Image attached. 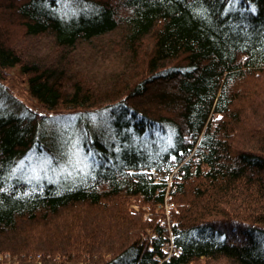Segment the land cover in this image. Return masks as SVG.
Segmentation results:
<instances>
[{"label": "trees", "instance_id": "trees-1", "mask_svg": "<svg viewBox=\"0 0 264 264\" xmlns=\"http://www.w3.org/2000/svg\"><path fill=\"white\" fill-rule=\"evenodd\" d=\"M0 91L10 264H159L171 229L162 264H264V0H0ZM67 118L87 165L11 175L30 149L66 159L72 135L47 124ZM180 163L163 224L148 170Z\"/></svg>", "mask_w": 264, "mask_h": 264}, {"label": "rangeland", "instance_id": "rangeland-1", "mask_svg": "<svg viewBox=\"0 0 264 264\" xmlns=\"http://www.w3.org/2000/svg\"><path fill=\"white\" fill-rule=\"evenodd\" d=\"M4 82L5 85L9 87L11 92L14 93V97L16 99L24 101L28 105H35L34 99L28 93L27 86H25L26 80L22 78V76L18 75V71L16 69L10 71V74L6 76ZM2 98L3 97L0 94V103ZM106 114V110H101L94 114H91L90 117L87 118L89 122L91 121L90 127L94 128V125H97L99 128H101V126H104V121L108 119ZM68 120L69 119L67 118L62 121V123H66L65 126H62V124H58L57 120H54L53 122L50 121V123L48 122L47 124L48 131H53L54 134H68L70 136L72 135L73 141L70 145L69 152L66 155L65 160H62L59 163L55 164L50 161L47 155L39 153L34 149H30L23 159H19L17 161L13 171L11 172V175H20L26 180H33L39 179L42 176H49L51 174L58 175L59 172H63L67 167L73 166L74 164H81L83 167H85L89 161L90 152L82 149L81 141L78 138L77 134L78 129L76 130L74 126L69 125L67 122L70 121ZM170 198L171 197H169V199ZM146 216L149 217L150 212H146ZM35 255L36 259L39 260V264H47V262L49 261H46V259L48 258L47 255L43 256L42 253H33V256ZM0 260H2L3 263L5 262L4 264H10L13 259L11 254L8 253L7 257L5 256L4 258H0ZM54 260L56 259H52V257L50 258L51 262H55ZM191 264H207V262L204 259H201L198 262H192Z\"/></svg>", "mask_w": 264, "mask_h": 264}, {"label": "built area", "instance_id": "built-area-1", "mask_svg": "<svg viewBox=\"0 0 264 264\" xmlns=\"http://www.w3.org/2000/svg\"><path fill=\"white\" fill-rule=\"evenodd\" d=\"M181 166L182 163L174 165L172 167H162L160 169L151 167L148 170V175L149 177H152L154 179L155 183L158 184H164L166 183V201L163 204H158L156 205V208L159 210L164 211V218L162 219L163 224L169 223L171 221L172 217V206L174 202L171 200L172 199V192L176 190L178 187V179L181 178ZM169 197H171L169 199ZM165 251H166V257L165 259H160V263L162 264L165 261H169L171 259V256L174 254H178L181 250L180 247L177 246L175 242V236L172 232V229L170 230L169 233V240L166 241L165 243ZM7 257V254H0V258ZM0 263H3L2 260H0ZM5 263V262H4ZM3 263V264H4Z\"/></svg>", "mask_w": 264, "mask_h": 264}, {"label": "bare ground", "instance_id": "bare-ground-1", "mask_svg": "<svg viewBox=\"0 0 264 264\" xmlns=\"http://www.w3.org/2000/svg\"><path fill=\"white\" fill-rule=\"evenodd\" d=\"M174 202V201H173ZM174 207H175V202H174V204H173V206H172V209H174Z\"/></svg>", "mask_w": 264, "mask_h": 264}]
</instances>
